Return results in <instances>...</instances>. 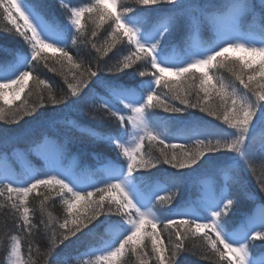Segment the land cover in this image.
<instances>
[{
  "label": "snow or ice",
  "instance_id": "obj_1",
  "mask_svg": "<svg viewBox=\"0 0 264 264\" xmlns=\"http://www.w3.org/2000/svg\"><path fill=\"white\" fill-rule=\"evenodd\" d=\"M58 7L64 9L63 21L45 0H0L5 31L18 35L28 49L0 46V147L16 151L35 128H43L51 135L33 139L27 151L47 159L42 150L55 136L58 154L42 169L17 175L5 167L0 173V198L5 201L0 209L6 210V255L0 264H37L29 239L34 235L47 237L43 252L36 248L42 264H75L65 249L83 236H99L104 246L99 255L92 253L94 260L82 264H126L129 254L137 264H149L150 255L154 264H184L183 254H195L186 241L196 237L206 246L204 259L264 264V258H249L254 242L264 246V0H133V5L127 0H89L83 6L58 0ZM86 13L95 18L84 37L91 49L108 56L117 44L122 46V59L114 66H93L71 54L69 49L85 32ZM153 16L154 21L149 19ZM106 23L104 42L98 46L94 38ZM33 63H43L50 72H57L59 65L67 90L57 96L47 80L33 77ZM126 69H134L129 74L134 84L116 75ZM220 70L231 78L214 80ZM29 79L40 90L37 102L13 107ZM6 89L13 93L11 100ZM158 109L169 114L199 110L225 126L223 138L210 132L173 143L167 131L171 117H161ZM85 114L102 123L81 128ZM25 116L31 119L20 124ZM103 122L106 130L97 133L95 127H104ZM76 129L93 138V149L103 143L114 151L116 162L104 159L97 171L66 168L59 157ZM216 153L221 155H208ZM93 155L103 158L102 153ZM159 165L190 171L172 173L168 187H162L150 182L149 170ZM246 172L256 189L249 186ZM86 177L95 181L85 183ZM194 177L204 178L197 198L172 206L175 190ZM161 190L171 194L159 195ZM254 192L261 204L233 222L234 207L253 199ZM33 194L41 197L40 219L30 207ZM52 194L63 205L62 221L48 210ZM159 224L174 233L172 243L165 244ZM104 232L109 240H103Z\"/></svg>",
  "mask_w": 264,
  "mask_h": 264
},
{
  "label": "trees",
  "instance_id": "obj_2",
  "mask_svg": "<svg viewBox=\"0 0 264 264\" xmlns=\"http://www.w3.org/2000/svg\"><path fill=\"white\" fill-rule=\"evenodd\" d=\"M68 2H69V6L72 5L83 6V4L89 2V0H68ZM45 3L48 7V10L54 13L61 21L65 19L64 9L58 7V0H45ZM127 3L133 5V0H127ZM94 19H95L94 17L90 18L89 14L87 13L85 14V18H84L85 32L78 36L77 45L73 46L69 50L74 57L79 55L80 60H82L86 64L91 62L93 66L99 63L101 67H112L117 63L118 59H122V55L118 51L119 49H121L122 46L120 44H117L116 48L108 53V56L98 54L95 52L94 49H91L89 44L85 42L84 37L89 35L92 28L94 27L93 24ZM149 19L154 21V16ZM108 23H106L99 30L97 37L94 38L93 42L97 43L98 46L104 42L105 31L108 28ZM6 24L7 22L4 21L2 18H0V46H4L13 50L20 49L27 52L28 50L27 46L18 37V35H16L15 33H9L5 31ZM197 39L198 37L193 38L194 41ZM176 52L177 54H180L179 49H177ZM3 55L4 53L0 51V56ZM49 55L51 56L52 54L49 53ZM109 57H112V59H109ZM105 61H107V65H105ZM48 63L49 66H53V61L50 60ZM143 63H144L143 61H138L137 65H142ZM55 66L58 69L57 72H50L47 68L43 67V63H39V64L33 63L32 70H33V77L39 75L41 79L47 80L50 84H52L55 94L59 96L67 90V86L64 81V77L61 74V69L59 68V65H55ZM135 67L136 66L134 65V68ZM133 70L134 69H126L116 73V75L125 80H128L129 83L134 84L135 81L131 80L129 76V74L132 73ZM148 70L151 71V69ZM64 71L65 74H67L66 70ZM197 75H199V73H197ZM216 76L222 77L226 81L231 78L230 74L225 70H220L219 72H216L214 75V80ZM136 79L147 80L149 79V77L147 76L137 77ZM172 79L175 80L176 78L173 77ZM39 91L40 90L37 89L35 86L34 80L29 79L28 87L22 93L23 96L21 98V101L19 102L22 103L25 100L27 101V105L25 106H31L33 103L37 102ZM164 91H167V89H164ZM56 107H60V106H56ZM42 110L43 109H41V111ZM157 113L161 117H171V119L167 122V131L172 137L175 138L172 140L173 143L186 142V140L176 141V137L186 135L187 137L194 138V136H192L193 134H201V138H203L202 134H207L210 132H216L218 134L216 138L218 139L223 138L222 134L225 129V126L222 125L221 122L216 121L213 117H210L207 114L200 112L199 110L189 109L185 113L169 114V113H164L162 110L158 109ZM72 118L76 119L77 117L73 115ZM29 119H31V117L25 116L24 119L20 120V124H24V120H29ZM101 123L102 122L100 121H93L91 117H88L85 114L81 119V128H93L95 125H99ZM103 123H104V127H95V131L97 133H101L106 130L107 124L106 122ZM10 127H16V125H10ZM194 129H196L197 131L194 132L193 131ZM228 131L231 130L229 129ZM45 133H49V130L43 128H35L31 136L27 137L25 140L19 143L16 151H14L12 147H8L6 150L5 148L0 147V173L3 172L2 160H5V162L8 163V166H10L9 168L11 172L17 175H23L30 170L42 169L47 164H49L45 162L47 161V159L45 158L44 155H41L36 151H30V152L27 151L31 141L33 139H39ZM49 135H51V133H49ZM70 136L73 142L68 145L67 151L62 155V157L64 158L63 162L65 161L66 163H68L69 161L67 160L76 156L77 158H79V164L77 169L89 168L92 171L101 170L103 168L104 159H107L108 161L111 162H116L114 160L115 152L106 148L103 143H97L95 149H93L91 145V140L93 138L90 137L87 132H81L79 129H76L71 132ZM261 138H262V133L261 130L258 129L257 147H259V142ZM52 139L55 141L56 137L52 136ZM187 143L190 147L195 148L192 139H188ZM94 151L96 153H102L103 158L98 160L97 157L93 155ZM26 152L27 154L25 155ZM208 155L220 156L221 153L208 154ZM259 163L260 161L257 160V164ZM149 171L153 173V176L151 177V181H150L152 184L154 185L159 184L162 187H168L167 181L172 173L177 171L188 172L190 170L188 169L175 170V169H171L170 166L168 165H159L157 169H151ZM246 176L249 186L253 189H256L257 184L251 173L246 172ZM203 181H204L203 177H194L192 180L186 181L180 188L176 189L172 206L176 205L178 202H183L188 199H196L201 191ZM170 194H171L170 192L163 190L160 195L167 196ZM253 196H254L253 199H245L238 206L234 207L233 212L231 213L233 222H239L243 218L249 216L251 213L255 211L257 205L261 204L262 201L260 200L259 196L256 195L255 192L253 193ZM40 199L41 197H38L35 194H33L29 198L30 207L34 209L36 212V219H40V213H39ZM4 202H5L4 199L0 198V204H3ZM47 207L48 210L52 212L53 216L59 217L62 221L63 205L60 202L59 197H56L54 194H52V198L47 202ZM5 211H6L5 209H0V259H3L6 255L3 251V245L6 242ZM156 213L160 215L159 212ZM176 218L179 219V217ZM8 223L10 224V221ZM158 229H162L161 235L164 236L166 245L174 241V233H170L169 230L163 229L162 224L158 225ZM85 231L87 230L85 229ZM105 234L106 232L103 233V236ZM29 239H31L33 243V259L36 260L37 264H42V260L40 256L36 253V248H40L41 252H43L44 241H46L47 237L34 235ZM72 239L73 241H75V237H73ZM186 243L191 248H193L195 254L191 252L183 254L180 260L183 261L184 264H217L215 258L213 259L203 258L201 253L205 252L206 246L199 237H196L195 239H189L188 241H186ZM102 247H103V243L99 236L96 237L83 236L81 240L70 244L69 247L65 249V252L66 254H68L73 258L75 264H82V262L84 261L94 260L95 255H93L92 253L99 255L100 253L99 250ZM250 250L254 254L259 255L261 252H264V246H262L259 241H256L254 242V247L250 248ZM125 260H126V264H137L135 257L130 254L126 255ZM149 264H154V258H152L151 255L149 256Z\"/></svg>",
  "mask_w": 264,
  "mask_h": 264
},
{
  "label": "rangeland",
  "instance_id": "obj_3",
  "mask_svg": "<svg viewBox=\"0 0 264 264\" xmlns=\"http://www.w3.org/2000/svg\"><path fill=\"white\" fill-rule=\"evenodd\" d=\"M0 82H3V81H0ZM5 93H6V96L8 97V99L9 100H11L12 99V95H13V93H12V91L11 90H8V89H6L5 90ZM22 93H21V95H20V99H18V100H15L14 101V103H13V105L12 106H21L22 108L23 107H25V104H24V102H25V100L22 102V103H20L19 101H21V98H22ZM18 102H19V104H18ZM0 103H3L2 101H0ZM191 135V134H190ZM196 134H193L192 136H195ZM187 136L186 135H184V136H180V137H176V141H184L185 140V138H186ZM53 140V139H52ZM42 151H44L45 153H46V155H48V158H47V161H45L46 163H51V162H53V161H55L57 158H58V154H57V151H56V146H55V141L53 140V144L52 145H50L48 148H46V149H43ZM59 159H60V162L66 167V168H70V169H77V167H78V164H79V158H77L76 156L75 157H73V158H71V159H69L68 161V163H66L65 161L63 162V160H64V158L61 156V157H59ZM2 165H3V171H4V169H5V167H7L9 170H10V166H8V163H6L5 162V160H2ZM11 171V170H10ZM89 180H91L92 182H94L95 181V178H93V177H86L85 178V183H87V182H89ZM203 183H204V181H203ZM89 190H91V189H89ZM162 191L163 190H161V193H162ZM159 195H160V192H159ZM258 207V206H257ZM154 211H155V209H154ZM157 214V213H156ZM111 237L109 236V234L106 232V234L103 236V240H109ZM104 246V245H103ZM100 254V253H99ZM249 258L250 259H256V260H260L261 258H264V252H261L259 255H256V254H254L251 250H250V253H249Z\"/></svg>",
  "mask_w": 264,
  "mask_h": 264
}]
</instances>
